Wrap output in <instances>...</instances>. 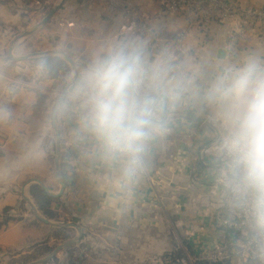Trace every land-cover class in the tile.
I'll return each mask as SVG.
<instances>
[{"label":"crops","instance_id":"1","mask_svg":"<svg viewBox=\"0 0 264 264\" xmlns=\"http://www.w3.org/2000/svg\"><path fill=\"white\" fill-rule=\"evenodd\" d=\"M239 2L243 7L264 8V0ZM59 3L61 7L46 24L20 38ZM159 12L158 0H0V264H16L11 263L13 259L44 242L54 246L53 251L67 242L52 237L59 224L39 219L43 217L29 192L36 180L52 194L59 192L57 166L50 154L55 143L56 152L60 140L65 189L53 196L59 198L53 206L60 220L70 214V221L62 224L74 234L76 241L71 245L75 255L81 256L83 237L111 234L108 237L112 239L130 238L125 243V264L166 263V256L178 253L174 227L188 249L218 251L224 256L218 264H245L244 254L234 244L228 247L234 239L231 232L217 220L218 214L236 205L229 192L214 182L224 171L218 164L219 135L224 132L212 107L192 98L169 113L163 134L150 143L143 171L133 181L124 182L119 164L105 160L98 142L81 127L80 106L69 100L68 86L60 108L65 115L56 116L57 140L51 113L63 92L61 84L39 81L37 73L28 68L29 59L40 54L58 55L65 61L68 56L75 64L66 61L74 83L100 46L123 38L142 42L149 63L163 61L147 36L119 31V25L131 16L167 41L185 33L181 66L197 78L201 88L224 64L239 65L252 54L264 59V26L248 27L247 34L236 39L235 51H230L229 21L199 26L183 11L156 17ZM13 27L21 32L14 38L10 33ZM10 46L15 58H28L11 59ZM18 74L26 75L28 81H18ZM38 93L44 102L38 100ZM66 248L49 258L52 251L37 260L48 258L45 262L37 264H49L52 258L58 264L113 263L110 256L103 257L95 249L89 261H77Z\"/></svg>","mask_w":264,"mask_h":264},{"label":"clouds","instance_id":"2","mask_svg":"<svg viewBox=\"0 0 264 264\" xmlns=\"http://www.w3.org/2000/svg\"><path fill=\"white\" fill-rule=\"evenodd\" d=\"M45 70L43 62L37 65L39 73ZM68 98L79 104L81 127L105 160L119 164L124 182L143 171L169 113L192 98L212 107L224 132L219 150L227 187L264 232V59L252 54L239 65L224 64L201 88L181 65L149 63L137 39H112L92 54ZM64 103L58 101L57 110Z\"/></svg>","mask_w":264,"mask_h":264},{"label":"built area","instance_id":"3","mask_svg":"<svg viewBox=\"0 0 264 264\" xmlns=\"http://www.w3.org/2000/svg\"><path fill=\"white\" fill-rule=\"evenodd\" d=\"M158 3L160 12L157 13L156 17L183 11L188 16L189 21L199 26L206 25L211 21H229L228 49L230 51H235L236 39L247 34L248 27L264 26V8L243 7L239 0H158ZM126 18L128 20L119 25V31L144 34L150 44L160 51L163 61H167L172 65H181L182 57L185 54V33H181L175 39L167 41L154 33L146 23L140 22L132 16ZM222 136L223 134L220 133V140ZM218 164L227 169L226 162L221 156ZM226 171L224 169L223 174L216 176L214 182L234 196L237 205L233 209L218 214L217 220L223 227L230 229L235 247L244 254L245 264H264V232L254 227L243 199L237 197L227 187L228 174ZM182 249H188L185 243ZM190 252L193 257L192 263L181 253H177L166 256V263L154 264H218L224 257L218 251L191 250Z\"/></svg>","mask_w":264,"mask_h":264},{"label":"trees","instance_id":"4","mask_svg":"<svg viewBox=\"0 0 264 264\" xmlns=\"http://www.w3.org/2000/svg\"><path fill=\"white\" fill-rule=\"evenodd\" d=\"M23 24H26L24 22ZM25 26L26 25H22ZM11 36L14 38L18 36L21 32H19L18 28H11ZM43 62L46 65V70L43 73H39L37 71V65L39 63ZM28 68L30 71H34L37 73V80H57L61 84V90H64L65 87H69L71 89L73 82L70 80V74H71V67L70 65L62 58L59 57L58 55H53V54H40L35 57H32L28 61ZM18 81H28V78L26 75L23 74H18L17 76ZM38 92V91H36ZM67 98V96H66ZM64 98L63 100H65ZM38 100L42 103L44 102L43 96L41 93H38ZM56 102V101H55ZM54 107V106H53ZM58 114L63 117L65 115L64 111L59 109ZM58 122V121H57ZM63 125V124H62ZM60 128V127H59ZM53 145V141H52ZM56 143L54 145L53 151L50 154V160L53 162L55 157H56ZM59 149H60V156L58 159V166L61 169L64 167V160L63 156L61 153V140L59 143ZM222 169L227 170L225 167H222ZM228 174V172L226 171ZM64 173L62 172V178L64 180ZM65 182V181H64ZM30 196L33 200V203L36 206L37 212L42 216L43 218L50 220V221H55L56 223L59 224V228L55 229L52 231V237L57 241L65 242L68 241L71 236H72V231L67 228L64 223L62 224V220H60L59 213L55 210L54 204H57L59 202V198L53 197L48 195L38 184H34L30 187ZM230 194V193H229ZM231 195V194H230ZM232 196V195H231ZM233 202L235 205H237V200L235 199L234 196H232ZM65 205V204H64ZM226 232H230V229L228 228ZM232 244H234L232 241L229 243L228 247H231ZM235 246V244H234ZM74 247L73 245L68 246L67 248H72ZM66 248V249H67ZM54 249V246H48L46 242L42 243L40 246H36L34 250H31L29 253L21 255L18 259L14 260L11 263H16V264H28L33 261H37L42 259L43 257H46L52 253ZM70 256L73 257L74 253L71 251V249H68ZM54 264H58L55 259H51ZM166 261V260H165Z\"/></svg>","mask_w":264,"mask_h":264},{"label":"rangeland","instance_id":"5","mask_svg":"<svg viewBox=\"0 0 264 264\" xmlns=\"http://www.w3.org/2000/svg\"><path fill=\"white\" fill-rule=\"evenodd\" d=\"M52 170H54V168H52ZM66 204L68 207H70L67 203V200H66ZM69 221H70V214L68 213L66 215V219H62V222L68 223ZM82 229H83V227H82ZM86 230H87L86 231L87 233L90 232L89 229H86ZM75 233L78 235V231H75ZM109 235H111V234H108V236ZM172 235L177 242L176 247L178 248V251H179L178 253H181L182 256L186 257V259L190 263H192L193 257H192V254L190 252L191 250L190 249H187V250L182 249V246L185 243V240H183L181 238V236L178 234V232H176V229L174 227L172 228ZM108 236H104L102 234L101 238H95V237L89 236V235L86 237H83L81 240V256H80V254L79 255L74 254V256H76V260L79 261L81 259H85V260L89 261V257H92L91 252L95 249V251L98 250L99 254H101L103 257L110 256V259L113 260L112 264H125L124 263L125 257L128 255L126 252V249H125V243L130 238L119 236L118 238L112 239ZM115 237H117V236H115ZM72 238L74 239V234H72L71 239ZM71 244L67 245V247L70 246ZM112 247L114 248L113 252L111 250ZM180 247H181V249H180ZM68 249H71V251L74 253V250H72L73 248H68ZM108 249L111 250V253L113 256L109 255ZM110 259H108V260H110ZM106 260H107V258H106ZM55 261H58V260L55 259ZM49 264H54V262H52L50 259Z\"/></svg>","mask_w":264,"mask_h":264},{"label":"water","instance_id":"6","mask_svg":"<svg viewBox=\"0 0 264 264\" xmlns=\"http://www.w3.org/2000/svg\"><path fill=\"white\" fill-rule=\"evenodd\" d=\"M61 4L62 3H59V4H57V5H55L54 7H52L49 11H48V13L46 14V16L36 25V26H34L31 30H27V31H25L24 33H22V35L20 36V38L21 37H25V36H27V35H29V34H31V33H33L39 26H41V25H44V24H46L49 20H50V18L56 13V11L61 7ZM12 46H10V48H9V56H10V58L11 59H14V60H16V59H19V60H22V59H26V58H28L27 56H22V57H19V58H15L13 55H12ZM54 53H56L55 51H54ZM65 57V59H66V61H68L72 66H74L75 64H74V62L68 57V56H64ZM67 95V89H64L63 90V92L61 93V95L59 96V98H58V100L55 102V104H54V107H53V109H52V113H51V122H52V125H53V127H54V129H55V135H56V138H57V140H59V132H58V130L56 129V114H57V102L58 101H61V100H63L64 98H65V96ZM58 159H59V146L57 147V150H56V157H55V164H56V179H57V182L60 184V189H59V192L57 193V194H52V192L49 190V188L48 187H46L41 181H39V180H36V182H37V184L48 194V195H50V196H59V195H61L62 193H63V191H64V189H65V182H64V180H63V178H62V172H61V169L59 168V166H58ZM31 208L35 211V208H34V206L33 205H31ZM38 216V215H37ZM39 219L40 220H42V221H45L46 223H48V221L47 220H45L44 218H41V217H39ZM76 241V239H71V240H69V241H67L66 243H63V244H61V245H58L56 248H55V250L53 251V254L49 257V258H51L52 256H54L55 254H56V252L57 251H59L60 249H62V248H64L65 246H67V245H69V244H71V243H74ZM48 259V258H47ZM47 259H43V260H41V261H37V262H35V263H33V264H37V263H42V262H45Z\"/></svg>","mask_w":264,"mask_h":264}]
</instances>
